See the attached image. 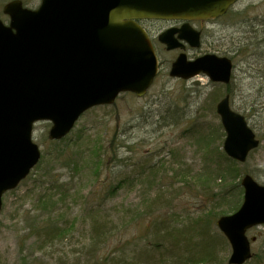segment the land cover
Segmentation results:
<instances>
[{
    "label": "rangeland",
    "instance_id": "obj_1",
    "mask_svg": "<svg viewBox=\"0 0 264 264\" xmlns=\"http://www.w3.org/2000/svg\"><path fill=\"white\" fill-rule=\"evenodd\" d=\"M10 1L0 0V20L4 23H8V17L4 15L3 8ZM21 1L28 9H36L41 3V0ZM142 26L152 30L151 34L157 38L167 25L144 22ZM203 28L205 37L201 49L190 51L188 56L195 59L214 54L234 59L236 49L243 48L248 39L255 42L258 35L262 37L264 0H240L226 16ZM158 30L162 31L157 33ZM156 53L160 63L159 74L143 98L125 93L118 97L114 105L85 113L67 141L60 140V145L52 143L59 141L49 139L51 123L38 122L35 125L34 141L47 159L17 189L3 198L0 212V264H95L98 261L95 259L96 252L92 259L88 256V239L92 237L96 220L108 223L105 224L108 230L105 235L111 236L104 242V252H111L115 244L125 245V253L130 256L153 241L146 232L153 218L144 214V203L158 193L156 188L164 179L175 184L165 189L166 195L159 202L164 205L170 195L173 206L161 211V207H156L154 217L168 221L177 218L179 225H188V217L193 219L205 215L208 197L197 198L198 193L191 188L194 182H199L198 176L208 166L206 163L212 166V171L221 169V164L209 162L207 153L200 150L201 147L194 143L189 134L185 136L182 133L193 127L188 120L197 116H204L206 124H219L215 110L225 98L227 88L210 82L205 75L189 80L172 78L169 75L171 61L177 55L159 45L156 46ZM233 61L232 108L245 116L261 140L246 163L238 165L237 171L241 177L233 183L234 186H241L242 177L249 174L258 184L264 185V44L257 50H253L252 46L244 49ZM221 93L223 96H219ZM213 95L218 96L216 101L209 98ZM113 137L116 138L115 148L120 149L119 157L126 160H109L107 165H102L105 155L103 149L113 147L110 145ZM214 146L216 148L218 145ZM132 147H135L134 151L130 149ZM215 148L211 151L213 155ZM97 155H100L99 160ZM57 156H60L61 161L54 162L53 158ZM161 160L165 168L159 169L161 165H157L159 172L154 176L149 167ZM176 173L179 175L176 176ZM58 186L60 188L54 192L59 196L65 195L66 201L54 209L50 207L49 210H43L41 197L53 194L49 188ZM113 188L116 190L113 191ZM223 188L224 180H219L213 186L214 192L219 194L223 193ZM234 188L230 187L223 193L229 196L226 201L210 205L209 212H213L212 217L215 219L212 235L223 236L216 225L219 217L224 213L230 215L229 208L239 204V209L243 203L244 189L241 188L242 193L239 194L233 192ZM180 191L182 195L174 201ZM49 217L54 221L59 220L63 227L65 224L68 228L73 225V232L58 236L54 247L49 246L46 250V244L39 249L41 243L32 233L42 220ZM115 231L118 232L114 234ZM144 234V239H140ZM248 237L255 239V242L251 247L253 258L247 264H264V226L249 231ZM104 239L96 251L103 247ZM82 247H86L85 250ZM218 251L219 264H228L232 253L228 241ZM51 255H54L52 260L49 257Z\"/></svg>",
    "mask_w": 264,
    "mask_h": 264
},
{
    "label": "water",
    "instance_id": "obj_2",
    "mask_svg": "<svg viewBox=\"0 0 264 264\" xmlns=\"http://www.w3.org/2000/svg\"><path fill=\"white\" fill-rule=\"evenodd\" d=\"M240 0H42L35 9L21 0L8 2L0 20V212L4 195L16 189L41 160L33 140L38 122H50L49 137H67L90 109L113 105L123 93L147 95L158 73V58L140 20L185 21L181 29L162 33L168 51L182 41L201 48L193 21L224 16ZM178 33V38L176 34ZM233 62L206 54L189 61L181 53L170 76L189 80L206 75L214 83L230 84ZM226 132L224 151L246 162L260 141L246 118L232 110L230 97L217 105ZM244 202L217 227L232 247L229 264L251 259L247 231L264 225V185L250 175L242 182Z\"/></svg>",
    "mask_w": 264,
    "mask_h": 264
},
{
    "label": "trees",
    "instance_id": "obj_3",
    "mask_svg": "<svg viewBox=\"0 0 264 264\" xmlns=\"http://www.w3.org/2000/svg\"><path fill=\"white\" fill-rule=\"evenodd\" d=\"M260 38V39H259ZM259 39V40H258ZM257 41L255 42L247 40L246 45L243 48H237L235 51V54L233 56V60L236 59L237 56H240L244 49L253 47V50L257 48L263 47L264 44V31L262 33V37H259L258 35ZM252 56V54H251ZM232 83V82H231ZM218 84V83H215ZM223 85V84H220ZM226 86L227 92L226 95L233 96L232 94V88L231 84L229 85H223ZM223 96V93L221 95ZM218 96L213 95L209 98H214L216 101V98ZM199 118H202L200 121ZM204 116H197L194 117L190 121L191 124H193V127L189 130L185 131L183 130L182 134H189L191 138L195 141L194 143L197 146L201 147V151L204 150L205 154L207 153V159L212 164H221V169L219 168L218 171H212L211 165L209 163H206L205 165H208L206 168H203V173L198 176L199 182H194V187L191 189L196 191L197 198L203 199L208 197L207 203L205 204L206 212L205 215L194 218L188 217L187 220L190 221L188 225H179L178 219L173 218L172 221H168L166 219H159L154 217L155 216V208L161 207V210H163L165 207L169 208V206H173L171 204L170 195L169 198H167L169 201L166 203H161L159 200L164 198L166 195L165 189L167 187L171 188L175 184L174 181H169L168 179H164L160 182V185L156 188L158 193L155 194L154 197H149L148 200L144 203L145 204V211L144 214L152 216L153 218L152 222L146 227V232H148L149 239L153 238V241L149 244L148 242H145L149 245H146L141 250L132 252L130 256H128L125 253L126 246L122 245L119 246L115 244L111 252L105 253L104 252V242L106 239L110 236L105 235L108 231L105 224H108L103 221H94L93 227H92V237H89L88 239V247L89 252L88 256H90L89 259H92L94 257V254L96 252L97 263L95 264H219L218 261V250L223 248L228 239L224 238L223 236L214 234H211V228L212 223L215 222V219L212 217L213 212H209L211 210L210 205L211 203H217L220 204L222 200L226 201L229 197L227 194H223L225 191L230 189V187H236L234 188L233 192H238L239 194L242 193V187L240 185L234 186L235 181H237L241 176L239 171H237L238 165L240 163L233 161L227 157L225 152L222 149L223 146V140L225 138V132L222 127V124L219 122V124L211 125L206 124L204 120ZM215 118L219 119V116L217 114V111L215 110ZM264 120V119H263ZM193 121V122H192ZM198 121V122H197ZM67 141V138L63 140ZM62 142V141H61ZM61 142H52L55 145H60ZM113 147L110 148H104L105 155H103V164L109 163V160L111 161H124L125 158L119 157L118 150L115 148L116 138H112L110 141ZM214 145H218L216 148ZM70 144L68 145V147ZM215 148L214 155L211 153V151ZM131 150H135V147L130 148ZM47 159L46 156H42V159L40 163L36 167H40L43 164V161ZM97 159H100V155H97ZM174 159H172L173 161ZM54 162L61 161L60 156L53 158ZM163 160L160 162L154 164V166L149 167L150 173H153L155 176L159 171L156 168L157 165H161V168H165V164L162 163ZM220 162V163H219ZM163 164V165H162ZM105 165V166H106ZM77 167V165H75ZM175 173V171H173ZM179 174L176 173V176ZM167 176V175H166ZM230 178V179H229ZM168 180V181H166ZM224 180V188L223 193H215L213 186L218 181ZM151 182H155V180H151ZM169 183V184H168ZM168 184V185H165ZM60 186L55 188H49L50 191H53V194H46L44 197H41V205L43 210H49L50 207H53V209L59 205L60 203L63 204L66 201L65 195H56L54 190L59 189ZM155 189V191H156ZM113 191L116 189L113 188ZM113 191L111 193H113ZM154 191V192H155ZM194 191H191L193 194ZM153 192V193H154ZM110 193V194H111ZM152 193V194H153ZM151 194V195H152ZM213 194V195H210ZM150 195V196H151ZM182 195V191L179 192V194L174 197L175 199ZM212 196V197H210ZM162 204L161 206H159ZM164 206V207H162ZM203 204L201 205V207ZM239 204L235 205L234 208H229L231 211L230 214L236 212L238 210ZM215 208V207H214ZM213 208V209H214ZM223 215H226L225 213ZM221 215V216H223ZM141 216V215H138ZM177 216V215H176ZM50 219L46 218L42 220V223L38 226V229L36 231H33L34 237L37 239V241L40 244L39 249L43 248L45 246L48 250L50 247L53 246V243L58 236L61 235H69L73 232V225H71L69 228L65 224L63 227L60 224V221L55 220L52 217H49ZM116 230V229H115ZM118 231H115L114 234H116ZM146 234V233H145ZM145 234L140 237V239H144ZM151 236V237H150ZM106 237V238H105ZM102 238L104 239L102 243V248L97 249L99 244H101ZM148 239V240H149ZM229 243V241H228ZM135 244V243H134ZM50 246V247H49ZM54 247V246H53ZM86 247H82V250H85ZM46 252V251H45ZM93 255V256H92ZM118 255L119 257L115 258V256ZM50 259H54V255L49 256ZM250 260H248L245 264H247ZM224 262V261H223ZM94 262H88V264H91ZM224 264V263H221Z\"/></svg>",
    "mask_w": 264,
    "mask_h": 264
},
{
    "label": "flooded vegetation",
    "instance_id": "obj_4",
    "mask_svg": "<svg viewBox=\"0 0 264 264\" xmlns=\"http://www.w3.org/2000/svg\"><path fill=\"white\" fill-rule=\"evenodd\" d=\"M144 22H161V23H164V24H166L167 26H166V29H164L163 31L162 30H158V32L157 33H159L160 31H162L161 33H163V32H166V31H168V30H173V29H181L182 28V26L185 24V22H183V21H155V20H144V21H142L141 23H144ZM208 23H210V22H207V21H199V22H191L190 23V25L193 27V28H195L197 31H200L201 33H202V41L204 40V37H205V31H204V28L203 27H205V25L206 24H208ZM145 30L148 32V34L150 35V37H151V40H152V43H153V45H154V48L156 49V46H161L163 49H165L166 51H167V49H166V46H164V45H162L160 42H159V39H158V37H159V35L161 34H159L158 35V37L156 38L155 36H153L152 34H151V31L152 30H148V29H146L145 28ZM176 38H178V33L176 34V36H175ZM184 46H185V53L187 54V53H189L190 51H194V50H196V49H192L187 43H185L184 42ZM167 52H170V53H174L175 55H177V57H178V55L181 53V51L180 50H174V51H167ZM176 57V58H177ZM175 58V59H176ZM174 59V60H175ZM189 59L190 60H194V59H192V58H190L189 57ZM174 61H171V64L173 63Z\"/></svg>",
    "mask_w": 264,
    "mask_h": 264
}]
</instances>
